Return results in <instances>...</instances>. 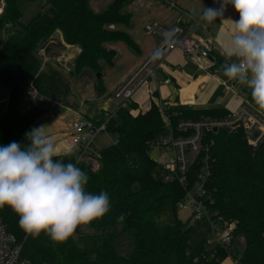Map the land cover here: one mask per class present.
<instances>
[{"label": "trees", "instance_id": "16d2710c", "mask_svg": "<svg viewBox=\"0 0 264 264\" xmlns=\"http://www.w3.org/2000/svg\"><path fill=\"white\" fill-rule=\"evenodd\" d=\"M92 1L44 0L46 9L24 23L18 0H5L0 34L5 33L7 38L0 50V86L8 89V100L0 121V146L11 142L27 144V133L47 113L43 108L25 115L20 112L31 82L42 96L70 105L72 90L67 76L46 66L41 70L39 53L58 32L66 45L80 50L69 73L72 80L86 72L103 76L104 68L115 66L117 46L138 51L129 33L135 28L133 16L123 11L133 0H113L99 12L92 8ZM102 79L97 78L99 95L104 91ZM249 100L254 103L251 94ZM176 113L174 123L179 119L229 115L222 108L184 109ZM107 131L114 143L100 150L99 167L76 165L89 178L86 191H106L111 203L103 218L88 225L94 234L82 239L83 247L74 236L62 243L53 242L45 233L33 238L19 227V217L11 208L0 209L7 230L23 244L24 257L37 264H218L217 258L226 257L223 250L212 257L205 242L192 246L194 227L183 225L178 218L183 189L176 181H165L149 156V143L166 133L158 105L152 104L139 115L131 109H118ZM211 139L212 175L207 184L211 209L224 222L237 223L234 236L245 240L242 264H264V143L252 151L242 129L233 133L221 130L212 134ZM56 158L75 164L72 153ZM121 215L122 221L118 219ZM118 226L133 239V250L127 256L115 247L118 235L114 230Z\"/></svg>", "mask_w": 264, "mask_h": 264}, {"label": "built area", "instance_id": "2783aa9c", "mask_svg": "<svg viewBox=\"0 0 264 264\" xmlns=\"http://www.w3.org/2000/svg\"><path fill=\"white\" fill-rule=\"evenodd\" d=\"M211 6L219 5L217 0H208ZM169 6L178 9V6L168 2ZM231 6V5H229ZM5 8V0L0 2V16ZM149 35L159 36L161 42L153 49L147 58L140 63L113 91L112 94L119 101V109H131L136 104V96L144 89H148L151 83L170 84L171 78L158 80V73L165 74L168 70L167 58L175 51H181L188 62L198 68L213 70L215 61L210 60L212 54V41L207 36L195 37L179 26L168 27L161 22H152L145 26ZM53 43L49 41L47 44ZM44 56V50L40 51ZM158 54V55H157ZM155 56V58H154ZM207 61V67L202 65ZM47 64L44 59L41 70ZM151 96L154 92L150 90ZM23 101L28 110L43 108L51 114L60 115L66 110L74 114V118L68 123L65 138L70 142L67 153H72L75 164L89 165L95 169L99 167L101 158L100 150L95 147L96 139L101 134H108L107 127L114 114H106L100 125L83 116L79 111L70 106L48 99L42 96L31 82L24 93ZM166 124V133L149 143V152H157L159 159L153 160L157 168L171 176L170 181H176L183 189V199L178 203V211L190 212V227L204 216L208 217L213 227V240L205 242L211 256L217 257L218 250L226 252L230 264H242L241 257L235 253L233 243L237 223H226L211 209L212 201L207 193V184L211 179L210 148L214 141L211 135L225 130L233 133L242 129L245 140L252 151H257L264 143V115L254 112L244 105L237 112L231 113L225 118L208 119H179L173 122V117L178 113L170 111L164 104L158 105ZM114 143V141H113ZM242 247L244 245L242 244ZM197 261V260H195ZM221 259L217 258V263ZM0 264H37L24 257L23 244L11 234L0 216Z\"/></svg>", "mask_w": 264, "mask_h": 264}, {"label": "clouds", "instance_id": "9594fccd", "mask_svg": "<svg viewBox=\"0 0 264 264\" xmlns=\"http://www.w3.org/2000/svg\"><path fill=\"white\" fill-rule=\"evenodd\" d=\"M217 3V8L203 6L198 19L206 27L224 20L229 5L239 14L238 20L227 19L229 33L217 35L221 54L228 61L222 65L223 75L250 89L255 105L264 111V0ZM26 140L24 146L17 142L0 146V209L11 208L26 234L37 238L45 233L53 242L62 243L78 227L109 212L108 193L86 191L87 174L76 164L56 158V145L44 125L33 128Z\"/></svg>", "mask_w": 264, "mask_h": 264}, {"label": "crops", "instance_id": "0c3cea01", "mask_svg": "<svg viewBox=\"0 0 264 264\" xmlns=\"http://www.w3.org/2000/svg\"><path fill=\"white\" fill-rule=\"evenodd\" d=\"M168 2L176 4L178 9L170 7ZM159 4V9H155L153 13V17L156 18V21L154 22H161L168 27L179 26L195 37H201L204 35L209 37L212 41L211 45L213 50L210 60H217V65L213 70L207 71L206 69L198 68L196 65L188 62L186 56L181 51L173 52L167 58L168 74L159 72L157 76L158 80L169 76L171 78V83H162L157 87L155 86V83H151L148 89L146 88L140 91L136 96L137 102L133 108V114H144L151 108L152 104L167 105L169 110L173 112L191 108H222L227 110L229 114L237 112L242 106L246 105L254 112L263 114L264 111H256L254 108L257 105L250 102V89L239 85L235 81L229 80L223 75L222 65L228 61L221 54L217 35L219 33H229L231 31V22L227 19H239V14L234 8L228 6L224 13V20L218 19L212 25L206 27L204 22L198 19L199 14L203 10V6L217 8L219 5L211 6L208 0H159ZM193 12H195V16L193 15ZM129 33L137 44L138 51L135 52L123 45L116 47L118 58L115 66L112 69L107 68V70H104L102 80L106 77V73L111 75L119 62H122L124 66L118 68L120 69V74L118 76L111 79L108 78L109 81L106 85L103 82V94L99 95L98 92L95 97L96 107L93 109H91V107L88 108L83 101L81 103L79 101L80 105L78 107V101L76 100V102H72L74 97H71V103L68 106L72 107L75 111H79L83 116L90 120L94 119V117L100 119L106 114L116 113L119 109L120 103L114 98L112 91L140 63H142L161 42L159 36L149 35L145 28L142 32L136 31L134 28L132 31H129ZM52 41L53 43L46 44L43 47L45 59L47 61L46 66H50L48 69L56 70L58 64L64 62V59H69V61L71 59L73 60V65H71V69H73L75 59L80 50L66 45L61 32H58L52 38ZM121 50L124 52L122 54L123 56L119 53ZM207 64V61L202 62L204 68L207 67ZM150 90L154 92L153 96H151ZM7 100L8 94L3 100L6 105ZM113 104L115 105L114 107ZM69 114L73 113H67L58 118V120L69 117ZM67 126L68 123L63 124V132L48 135L54 141L58 155L67 153L70 148V142L65 138Z\"/></svg>", "mask_w": 264, "mask_h": 264}, {"label": "rangeland", "instance_id": "374dc122", "mask_svg": "<svg viewBox=\"0 0 264 264\" xmlns=\"http://www.w3.org/2000/svg\"><path fill=\"white\" fill-rule=\"evenodd\" d=\"M113 0H93L92 1V8L95 11H103L105 10L108 5ZM160 4L159 0H133L129 5L125 6L123 8L124 12L131 13L134 19V25L136 31L142 32L145 28V26L151 22L156 21L153 17V13L155 9H159ZM18 8L19 11L22 14V22L27 23L29 22L35 15H37L39 12L44 11L46 9V5L44 3V0H18ZM7 38V35L5 33L0 34V50L2 45L5 43ZM119 53L122 55L124 52L123 50L119 51ZM41 55V54H40ZM120 55V56H121ZM123 56V55H122ZM121 56V57H122ZM42 66L45 57L40 56ZM64 62H60L56 68L59 72L65 74L67 78L70 80L71 83V90H72V96L73 101H78L77 106L79 107V101L80 103L83 101V103H86L88 108L91 107V109L96 107V94L98 93V82H97V75L92 73H85L81 75L78 79H73L70 76L71 71V65H73V60L71 59H64ZM69 61V62H68ZM124 64L122 62H119L116 66L115 70L109 74H105V78L103 80L104 84L106 85L109 81L108 78H114L115 76H118L120 73V69L123 67ZM47 69L50 68V66H46ZM54 67V66H53ZM56 67V66H55ZM108 67L104 68V70H107ZM109 70V69H108ZM104 74V72H103ZM8 91L5 86H0V121L2 120L3 116L6 113L7 105L3 102V100L7 97ZM255 104V102H254ZM115 105L113 104V107ZM77 107V109H78ZM254 107V106H253ZM20 112L22 114H27L29 112L27 104L23 101L20 105ZM203 108H191V110H201ZM254 109L256 111H262L259 110L258 106H256ZM66 110L61 112L60 115L58 114H51L50 112H47L43 117L39 118L34 123V128L40 127L42 125L45 126V130L48 135L55 134L57 132H63V124L69 123L71 119L74 118L73 114H69V117H66L65 119L58 120L61 116H64L67 114ZM146 113V112H145ZM258 113V112H257ZM92 117V115H91ZM103 118L91 119L96 125H100L103 121ZM114 141V137L112 135L108 134H101L98 136L95 142V147L98 150H102L108 146H110ZM149 156L157 161L159 159V155L157 152L150 151ZM157 173L165 180L170 181L171 176L167 173H164L160 169H157ZM157 176V174H155ZM178 218L182 222L183 225L190 227V212L188 211H178ZM194 230L196 232V235L194 239L192 240L191 244L193 247H197L199 244L203 242H208L213 240V227L208 217L204 216L201 220L197 221L194 225ZM116 234L118 235L117 240L115 242V247L118 250V252L123 255L127 256L129 255L133 250V239L130 235L127 233L122 232L121 227L118 226L114 230ZM94 234L93 230H91L88 226L86 227H78L77 231L74 233V239L75 241L83 247L84 244L82 242V239L86 238L87 236ZM244 238L241 237L239 240H236L233 243V246L235 247V253L237 256L241 257L243 254V247L244 245ZM219 264H230L229 258L226 256Z\"/></svg>", "mask_w": 264, "mask_h": 264}, {"label": "water", "instance_id": "95a60500", "mask_svg": "<svg viewBox=\"0 0 264 264\" xmlns=\"http://www.w3.org/2000/svg\"><path fill=\"white\" fill-rule=\"evenodd\" d=\"M102 77V74H97V78H101Z\"/></svg>", "mask_w": 264, "mask_h": 264}]
</instances>
